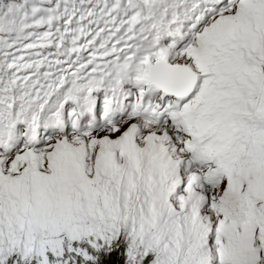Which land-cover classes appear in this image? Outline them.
I'll return each mask as SVG.
<instances>
[{
  "label": "snow or ice",
  "instance_id": "snow-or-ice-1",
  "mask_svg": "<svg viewBox=\"0 0 264 264\" xmlns=\"http://www.w3.org/2000/svg\"><path fill=\"white\" fill-rule=\"evenodd\" d=\"M0 264H264V0H0Z\"/></svg>",
  "mask_w": 264,
  "mask_h": 264
}]
</instances>
